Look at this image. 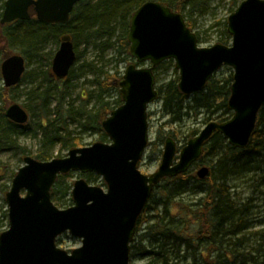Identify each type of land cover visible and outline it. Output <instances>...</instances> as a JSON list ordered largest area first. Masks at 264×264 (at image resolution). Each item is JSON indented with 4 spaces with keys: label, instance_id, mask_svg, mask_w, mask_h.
<instances>
[{
    "label": "water",
    "instance_id": "obj_1",
    "mask_svg": "<svg viewBox=\"0 0 264 264\" xmlns=\"http://www.w3.org/2000/svg\"><path fill=\"white\" fill-rule=\"evenodd\" d=\"M79 1L5 0L0 23L29 20L34 13L38 21L64 24ZM226 30L229 44L202 47L181 13L154 0L135 9L127 34L129 54L149 66L125 67L118 83L122 103L101 122L109 142L73 147L66 156L48 160L24 156L5 194L8 227L0 232V264H129L138 217L163 178L188 171L215 132L231 146H248L264 106V0H242L229 14ZM76 59L71 37L61 36L51 61L55 78H66ZM169 59L179 71L177 86L184 95L202 91L218 69L231 67L227 107L232 116L207 122L179 150L168 137L157 169L143 174L138 163L149 141L147 109L158 97L153 69ZM25 70L22 55L3 59L4 86L18 84ZM4 115L19 125L29 118L18 103L9 104ZM76 171L100 176L106 189L80 177L72 185V205L59 208L51 200V188L58 175ZM208 172L202 166L196 175L204 179ZM64 232L79 238L81 245L71 251L57 246Z\"/></svg>",
    "mask_w": 264,
    "mask_h": 264
},
{
    "label": "trees",
    "instance_id": "obj_2",
    "mask_svg": "<svg viewBox=\"0 0 264 264\" xmlns=\"http://www.w3.org/2000/svg\"><path fill=\"white\" fill-rule=\"evenodd\" d=\"M146 1L148 0H80L74 6L69 21L64 24L41 22L35 16L29 20L17 19L10 23L0 24V42L5 44L0 47V63L10 54L18 53L24 57L26 66H28L33 54L34 56L41 54L40 47L48 37L53 36L59 43L63 35L71 37L77 55L76 61L80 57L77 50L80 40L84 39L87 43L96 42L98 45H94L100 47L102 44H108L113 37L119 52L124 53L125 60H132L127 40L130 18L135 9ZM154 1L182 14L187 6L210 0ZM3 8L4 3L0 10ZM185 22L192 29L190 22L186 19ZM226 26L227 19L223 30L225 38L220 39L218 43L227 44L230 40ZM167 62L171 63L172 60L169 59ZM71 72L72 68L66 78ZM122 73V70L115 67L111 73L104 72L96 77L97 90L93 96V106L89 107L87 103L80 109L83 117L80 126L97 133L99 141H105L107 138L101 127L102 120L111 110L121 104L118 83L122 78ZM44 77L47 84L35 88L36 93L31 94L33 102L36 107L38 106L43 117L48 112L51 91L59 85L60 81L64 80L55 79L49 68L44 71ZM231 83L232 73L226 77L213 75L202 91L192 94L191 104H184L187 95L180 92L177 79L167 83L165 88L158 87L157 98L162 100L164 114L168 116L165 124L172 125L179 121L184 108L194 112H204L209 121L214 119L222 122L229 119L231 113L227 104ZM0 84V145L10 144L13 148L19 147L17 139L22 133L20 128H26V126H20L7 119L4 111L8 104L13 103L11 93L17 90L20 83L5 87L1 83L0 73ZM112 92L115 93L116 98L110 100L108 96ZM88 99L89 102L90 98ZM27 106L26 110L30 113L31 106ZM54 109V118L46 122L50 128L49 132H47L48 128L45 127L44 121H41L45 136L50 132L53 133L49 140L60 142L68 150L77 147L78 138L72 137L67 128V119L73 113L72 107H64L63 103L58 101ZM197 133L198 130L195 129L190 131L188 136L191 138ZM168 137L175 142L177 140L176 135L173 136L171 132L164 134L158 130L156 140L148 144L161 146ZM20 149L23 153L26 151L24 147ZM263 150L264 106L258 111L256 126L246 148L239 149L229 145L220 133L215 132L204 145L197 163L177 177L162 179L154 187L137 220L135 235L130 244V262L140 258L145 259L146 264H180L189 256L195 261V256H197V264H264V236L262 234L258 238L260 242L254 249L244 251L246 243L244 230L248 212L254 207L253 199L250 198L244 203L236 204L229 193L231 180L262 168L263 159L254 161L251 155L259 156L258 153ZM248 154L249 157H246ZM33 157L39 160L49 159L43 150ZM205 159L209 161L206 162ZM201 164L207 165L209 169L204 179H199L196 175V167ZM193 167L195 170H191ZM89 176L87 174L85 177ZM70 177L71 173L57 176L51 188L52 200L57 196L60 198L68 196V206L72 204L70 193L73 182L70 181ZM263 183L264 175L260 185ZM189 185L192 187L189 188ZM191 189H196L202 196L192 203H184L177 199ZM259 193L264 201V191ZM4 216L7 217L6 211ZM140 231L142 232L138 234Z\"/></svg>",
    "mask_w": 264,
    "mask_h": 264
},
{
    "label": "rangeland",
    "instance_id": "obj_3",
    "mask_svg": "<svg viewBox=\"0 0 264 264\" xmlns=\"http://www.w3.org/2000/svg\"><path fill=\"white\" fill-rule=\"evenodd\" d=\"M4 1L5 0H0V7ZM241 1L242 0H210L186 7L182 12V15L184 19L188 20L192 25L191 30L198 37L199 46L208 47L217 43L220 39L222 40L225 38L223 32L224 22ZM2 11L3 9L0 10V14H2ZM114 39V37L111 38L108 44H102L100 47L95 46L98 45L96 42L93 43V41H90L87 43L84 39L80 40L77 45L80 57L72 67L70 76L63 81H60L59 85L51 91V94L49 95L48 112L44 117L41 116L38 106L36 107L35 102H33L31 94L34 95L36 93L35 88L47 84V80L44 77V71L48 68L51 69L52 57L58 49L59 43H57L53 36H50L40 47L41 54H37L39 56H34L33 54L31 57V61L27 66L19 87L15 92L11 93L13 102L20 104L25 110L28 108L27 105L31 106L30 113L26 110L29 114L28 121L23 124L26 128H20L22 133L17 139L19 147L13 148L10 144L0 145V232L8 227V219L4 216L5 211L7 212L5 194L10 188L12 178L17 170L23 165V157L25 155L35 156L41 150L46 153L49 159L63 157L67 154L68 149L60 142L49 140V137L53 136V133L50 132L45 136V130L41 124V121H44V124L46 125L47 120H52L54 118V107L57 105L58 101L62 102L64 107H72L73 113L67 119V128L72 137L78 138L79 145L77 147L87 146L99 141L97 133L80 126L83 119L80 109H82V106L87 103H89V107L93 106V96L97 90L96 77L104 72L111 73L115 67L123 71L128 63L135 61L134 59L125 60L124 53L119 52ZM229 43L230 40L227 44ZM2 45L5 44L1 41L0 47ZM10 49H12L11 46ZM136 64L139 66H149V62ZM154 73L156 88H165L166 84L170 81L177 79L178 82L179 79V71L175 68L173 60L171 63L164 61L159 64ZM230 73L233 74V69L231 67L222 66L214 73V76L226 77ZM1 83L3 84L2 77ZM191 97L192 95H187L184 104H191ZM88 98H90L89 102ZM108 98L110 100L115 99V93L112 92ZM38 103H40V101H38ZM181 113L183 115L179 121L174 122L172 125L165 124L168 116L164 114L162 100L157 98L150 103L147 110L149 143L156 140L157 132L160 130L161 132H164V134L171 132L173 136L176 135V143L181 147L188 140V134L190 131L197 129L199 132L209 121L206 119L207 115L201 111L194 112L193 110L184 108ZM230 113L232 116V112ZM45 127L48 128L49 126L46 125ZM49 131L50 128H48L47 132ZM105 142H109V139L106 138ZM21 147L26 149L24 153L21 151ZM162 150L163 145L158 146L157 144H148L143 157L138 164V168L143 174H150L157 169L161 160ZM258 154L259 156L251 155L253 158L252 160L258 161L263 159L264 161V150ZM246 157H249V154L246 155ZM204 161L207 162L209 160L205 159ZM191 170H195V168L193 167ZM87 174L90 176L85 177ZM263 175L264 163L260 170L249 172L229 182V193L236 204L244 203L250 198L253 199L252 205L254 207L248 212L246 228L244 230V233L246 234L244 251L246 252L257 246L260 242L258 239L260 234L264 236V201L261 193H259L260 191H264V183L260 185ZM80 177L85 178L86 181L92 185H98L104 190L106 189V185L101 177L94 173L82 174L78 171L71 172L70 181L74 182ZM188 187L190 188L192 185H189ZM200 196H202V194L198 193L196 189H191L177 199L184 203H192ZM52 201L59 208H66L69 204L68 196H65L64 198L57 196V198ZM141 232L142 231L138 232V234ZM56 243L60 248L71 251L81 245V240L71 236L68 232H64L57 238ZM195 259L196 260L193 261V257L189 256L186 261H182L180 264H192L193 262L194 264H197V256H195ZM130 264H146V260L138 258L132 260Z\"/></svg>",
    "mask_w": 264,
    "mask_h": 264
},
{
    "label": "flooded vegetation",
    "instance_id": "obj_4",
    "mask_svg": "<svg viewBox=\"0 0 264 264\" xmlns=\"http://www.w3.org/2000/svg\"><path fill=\"white\" fill-rule=\"evenodd\" d=\"M156 68V67H155ZM155 68L153 69V73H154V70H155ZM51 74L53 75V73L51 72ZM53 77H54V75H53ZM199 161V160H198ZM197 161V162H198ZM197 162H195V163H197ZM194 165V164H193ZM202 166H207V165H205V164H201V165H199L198 167H196V172H197V170L200 168V167H202ZM208 167V166H207Z\"/></svg>",
    "mask_w": 264,
    "mask_h": 264
}]
</instances>
